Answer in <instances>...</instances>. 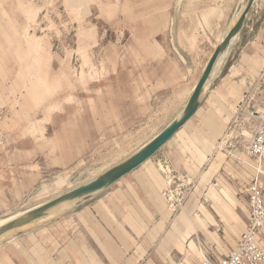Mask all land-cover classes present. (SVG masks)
<instances>
[{
	"label": "rangeland",
	"instance_id": "374dc122",
	"mask_svg": "<svg viewBox=\"0 0 264 264\" xmlns=\"http://www.w3.org/2000/svg\"><path fill=\"white\" fill-rule=\"evenodd\" d=\"M238 1L0 0V218L47 202L97 177L174 118L233 18ZM245 19L244 35L232 46L222 73L236 61L245 42L258 40V34L264 42V0H254ZM22 30L35 39L38 49H30L22 41ZM255 53L254 62L246 63L253 72L264 64V49H255ZM36 120L45 129H34L31 123ZM234 126L227 133L226 148L241 152L233 153L238 165L236 160L231 165L222 150H217L221 157L216 168L221 160L229 166L223 175L234 190L253 172L259 173L264 187V174L244 167L241 161L249 135L242 131L245 128ZM246 129L250 127L246 125ZM254 162L264 168V160ZM197 173L167 176L169 191L160 195L167 209L165 216L169 213L163 220V232L187 202H194L190 194ZM121 183L18 231L14 237L19 240L54 232L66 239L71 233L84 238L79 225H62L63 220L70 219L73 209L122 187ZM209 193L217 200L215 190L210 188ZM236 211L244 217L239 207ZM152 217L150 225L161 220L160 213ZM261 234L264 243V227ZM157 242L144 241L137 264L154 259ZM196 243L202 259L205 254ZM15 244L26 255L24 247ZM127 252V257L133 253ZM6 260L5 264H12L9 257Z\"/></svg>",
	"mask_w": 264,
	"mask_h": 264
},
{
	"label": "crops",
	"instance_id": "0c3cea01",
	"mask_svg": "<svg viewBox=\"0 0 264 264\" xmlns=\"http://www.w3.org/2000/svg\"><path fill=\"white\" fill-rule=\"evenodd\" d=\"M246 18H248V14ZM245 28L244 21L230 47L213 66L206 82L208 86L196 111L155 152L151 157V162L145 165L141 164L108 188L121 182L122 187L108 190L91 203L73 209L70 219L63 220L62 225H71V222L79 225L84 238L71 233L66 239L65 235L59 237L60 234L57 235L54 232L50 236L45 234L36 236L34 233L33 236L27 235L19 240L14 237L0 245V264H5L6 257L10 258L12 264H137L142 259L140 256L144 241L152 243L157 239L156 255L154 259L149 257L146 261L147 264H201L202 259L199 257L203 254L198 253H201V250L196 242L200 243L204 254L212 260L227 256L240 239L248 220L244 187L254 172L249 175L248 181L235 187L236 190H234L223 175L229 166L224 165L221 160L216 168L217 161L221 157V152L217 150H222L224 159L229 160L231 165L233 160H236V165H238L236 155L233 153L240 154L241 152L226 148V139L229 136L227 133L233 124L234 127L241 130L246 129L247 125L250 127V137L251 127L254 123L235 120L237 108L244 96L251 90L257 105L264 104V64L256 72H253L246 64L253 62L245 59V55L254 54L255 49L258 51L264 49V42L259 39L262 34L257 35L258 40L245 42L244 46H247L242 48L236 61L229 64L224 73L221 72L228 56L233 52L232 46L242 38ZM22 41L30 49H38L35 39L24 30H22ZM212 51L204 61L198 75L195 76L180 111L185 106ZM180 58L183 57L180 56ZM233 64L238 67L237 72L236 66H231ZM177 115L145 142L156 136L166 125L178 117ZM234 120L235 122H233ZM34 122L41 123L38 120ZM42 126L43 128L38 130L45 129V126ZM220 142L222 148L219 147ZM203 154L204 156H202ZM215 155L216 157L213 158ZM212 158L213 162L211 163ZM250 158L255 161L254 158ZM154 160H156L155 164L160 172L154 165ZM164 165L168 166L173 177H176L179 172L187 177L188 173L198 171V178L195 188L190 194L194 202H187L181 213L176 214L178 215L176 218V215L174 216L175 219L171 220L169 228L163 232V220L168 217L169 213L165 216L167 209L164 208L160 195L169 191L170 184H166L168 174L163 170ZM153 166L159 173L158 178L153 173ZM173 172L176 174L174 175ZM210 188L217 192V200H214L213 193H209ZM150 199L153 201V206ZM241 200L244 201L245 208ZM204 201L208 202V206ZM157 202L161 205H158ZM95 204L100 205V208H95ZM238 207L243 211V218L236 211ZM155 213H160L161 220L150 225L148 219H153L152 215ZM219 214L222 216L221 219ZM196 215H199L204 225L195 221ZM52 226L58 229L56 223H53ZM259 239L264 247L261 231ZM15 242L21 243L26 255L20 253L17 249L20 246L18 247ZM127 251L133 253L128 254L129 257H127ZM113 253L117 256H114ZM136 255L137 257H135Z\"/></svg>",
	"mask_w": 264,
	"mask_h": 264
},
{
	"label": "water",
	"instance_id": "95a60500",
	"mask_svg": "<svg viewBox=\"0 0 264 264\" xmlns=\"http://www.w3.org/2000/svg\"><path fill=\"white\" fill-rule=\"evenodd\" d=\"M245 4L241 9L240 14L236 18L235 23L226 31L223 38L214 47L206 65L194 86L182 112L178 117L173 119L168 125H166L156 136H154L145 145L137 149L131 155L120 161L119 163L108 168L97 177L90 181L81 184L57 197L43 203L39 207L29 210L24 215L15 218L8 223H5L0 227V235L4 232L18 228L33 220H36L46 214V212L63 201H76V204L89 198L92 194L112 185L124 175L128 174L145 160L152 157L155 152L163 146L174 133L189 119V117L196 111L199 106V102L203 95V88L211 74L212 68L216 60L222 56L225 51L230 47L231 40L239 33L250 8L252 7L254 0H244ZM75 204V205H76ZM74 205V206H75Z\"/></svg>",
	"mask_w": 264,
	"mask_h": 264
},
{
	"label": "built area",
	"instance_id": "2783aa9c",
	"mask_svg": "<svg viewBox=\"0 0 264 264\" xmlns=\"http://www.w3.org/2000/svg\"><path fill=\"white\" fill-rule=\"evenodd\" d=\"M237 119L254 123L245 149L255 161L264 160V104L257 105L252 90L241 100L235 114ZM163 167L171 175L168 166ZM258 174L255 173L244 187L248 220L235 247L227 256L217 260L204 255L201 264H264V247L259 239L264 227V189ZM170 178L174 177L171 175Z\"/></svg>",
	"mask_w": 264,
	"mask_h": 264
},
{
	"label": "bare ground",
	"instance_id": "6f19581e",
	"mask_svg": "<svg viewBox=\"0 0 264 264\" xmlns=\"http://www.w3.org/2000/svg\"><path fill=\"white\" fill-rule=\"evenodd\" d=\"M244 4H245V1L244 0H239L238 1V4H237V7H236V11H235V13H234V16H233V18L231 19V21L228 23V26L226 27V29L223 31V33H222V35L220 36V38L218 39V43L220 42V40L223 38V36H224V34L226 33V31L235 23V21H236V18L238 17V15L240 14V12H241V9H243V7H244ZM235 39V37L231 40V43H232V41ZM255 56H256V53H254V54H252V55H249V56H246L245 55V59L247 60H250V61H252V62H254V60H255ZM219 59V58H218ZM216 60V62L217 61H219V60ZM215 62V63H216ZM215 65V64H214ZM208 85V83H206L205 84V86H204V88H203V91H204V89H205V87ZM207 88V87H206ZM194 89V88H193ZM182 111V110H181ZM181 111L178 113V115L177 116H179L180 115V113H181ZM31 124H33V126L32 127H34V129H36V130H38V129H41V128H43V126L41 125V123H39V122H33V123H31ZM244 131V134H246V135H249V130L248 129H244L243 130ZM147 142H145L143 145H145ZM143 145H141L140 147H142ZM139 147V148H140ZM245 152H246V150H245ZM245 152H243V157H242V163H243V165H244V167H249V168H251V169H254V170H256L257 172H260V173H263L264 174V168H263V166H261L260 164H258L257 162H254V161H250L247 157H248V155H247V152L245 153ZM245 155V156H244ZM247 156V157H246ZM151 162V157L150 158H148L147 160H145L143 163H142V165H145V164H149ZM141 165V164H140ZM139 165V166H140ZM138 166V167H139ZM137 167V168H138ZM136 169V168H135ZM153 170V173L156 175V177L158 178V174L156 173V171H155V169L153 168L152 169ZM164 170V172L165 173H167V170H165V169H163ZM210 174H211V170H210V172H209ZM208 173V174H209ZM168 174V173H167ZM65 175V174H64ZM168 177H169V175H167ZM76 201H78V200H72V201H63V202H61V203H59V204H57L56 206H54V207H52V208H50L47 212H46V214L44 215V216H42V217H40V218H38V219H36V220H33V221H31V222H29V223H27V224H25V225H22V226H20V227H18V228H13V229H10V230H8V231H6V232H4L3 234H1L0 235V245H2V243L5 241H10L11 239H13L14 238V236H15V233H17L18 231H21V230H23V229H25V228H27V227H29V226H31L32 224H34V223H36V222H39V221H42V220H44V219H46V218H48V217H50V216H52L53 214H55V213H59V212H62V211H65V210H68V209H70V208H72L75 204H76ZM43 203H45V202H43ZM42 202L39 204L38 203V205H36V206H34V207H31V208H28V209H26V210H24V211H21V212H18V213H15V214H12V215H9V216H6V217H3V218H0V227L2 226V225H4L5 223H8L9 221H11V220H13V219H15V218H18V217H20V216H22V215H24L26 212H28L29 210H31V209H34V208H36V207H39L40 205H42L43 204ZM173 205H171V207H172ZM95 208H100V205H98V204H95ZM88 210V209H87ZM85 211V210H84ZM82 218V217H81ZM84 219V218H83ZM86 220V219H85ZM195 221L196 222H198L200 225H204L203 224V222H202V220H201V218L199 217V215H196V218H195ZM19 247V246H18Z\"/></svg>",
	"mask_w": 264,
	"mask_h": 264
}]
</instances>
